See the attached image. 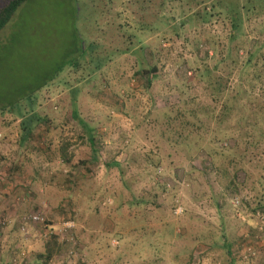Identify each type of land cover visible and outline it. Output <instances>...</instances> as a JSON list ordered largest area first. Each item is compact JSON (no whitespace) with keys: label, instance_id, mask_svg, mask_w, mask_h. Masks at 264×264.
Listing matches in <instances>:
<instances>
[{"label":"rangeland","instance_id":"1","mask_svg":"<svg viewBox=\"0 0 264 264\" xmlns=\"http://www.w3.org/2000/svg\"><path fill=\"white\" fill-rule=\"evenodd\" d=\"M48 75L0 109V264H264V0H26L0 107Z\"/></svg>","mask_w":264,"mask_h":264},{"label":"trees","instance_id":"2","mask_svg":"<svg viewBox=\"0 0 264 264\" xmlns=\"http://www.w3.org/2000/svg\"><path fill=\"white\" fill-rule=\"evenodd\" d=\"M26 0H0V30L3 29V27H5V25L8 23V21L11 19L12 15L14 14L15 10ZM251 0H248V2ZM244 5L240 4L239 2H237L236 4V9L235 10H231L230 13L226 12V14L228 15V17L230 18V23H231V37H234L236 35V33L239 30V27L241 25V19H242V13H241V9H243ZM220 13V12H219ZM210 13L208 14V16L210 17ZM206 15L203 14L201 17L204 18ZM77 50L75 51V53H77V57L81 58L84 57L87 54V48H83L81 45L78 44L77 46ZM71 56V55H70ZM78 58L73 57V59L71 60H65L64 63H62L61 65H58V67L54 70V71H61L64 67L65 64L67 63H77L78 62ZM248 62V60H245L243 64H246ZM151 72H155V67L153 66L150 70L149 73ZM205 75H208V71L204 72ZM53 74V73H52ZM202 75V74H201ZM204 76V75H203ZM55 76L53 75H48L42 82H40L39 84L35 85L32 89H29L26 92H23L22 94H20L17 98L8 101L7 105H4L3 107H0V109L2 110H9L11 113H15L16 115H22L23 112V108L21 107L20 102L22 100H28V101H32V96L30 93L35 92L38 88H40L41 86H43L46 81L51 80L52 78H54ZM16 106V109H14V107ZM30 106V105H29ZM8 107V108H7ZM72 113L73 115L79 118V115L77 113L76 110V106H75V102H72ZM36 115L33 114V116H26V118L22 119L21 121V139H23L25 136L29 135L32 131V125L33 123L37 120L35 119ZM39 119V118H38ZM89 132V143L91 145V150L92 153L95 154L96 153V147H95V140L93 138V132L91 129L88 130ZM236 147V146H234ZM64 155V154H63ZM94 158V157H93ZM260 210H264V205L259 207ZM229 252V251H227Z\"/></svg>","mask_w":264,"mask_h":264},{"label":"built area","instance_id":"3","mask_svg":"<svg viewBox=\"0 0 264 264\" xmlns=\"http://www.w3.org/2000/svg\"><path fill=\"white\" fill-rule=\"evenodd\" d=\"M8 222H9L8 218H6V217L0 218V231L3 229V227ZM26 222L41 223L44 225V227H46V225H47V223H45V218H43V216L39 213L28 214L27 216H23L19 220V224L21 225L20 226L21 230H24V224ZM71 227H74V223H73V221H68L64 224V228H62V229L65 230V228H71ZM69 239H71V237ZM246 251H247V253L245 255H255L254 247H252V245H247ZM70 253H71V250H70Z\"/></svg>","mask_w":264,"mask_h":264},{"label":"crops","instance_id":"4","mask_svg":"<svg viewBox=\"0 0 264 264\" xmlns=\"http://www.w3.org/2000/svg\"><path fill=\"white\" fill-rule=\"evenodd\" d=\"M62 155H63V154H59V157H61L62 160H63L64 156H62ZM64 155H65V154H64ZM54 156H55V154H54ZM70 156H71V155H69V156L66 155V159L69 160ZM52 158H54V157H52ZM52 158L50 157V155H45V154H44L43 158H39V161H38V162H39V164H42V163H43V164H48V163H50V160H51ZM86 158H87V157H86ZM90 160H93V159H91V157H90ZM21 163H22V162H21ZM37 170H38V169H37ZM37 170H36V171H37ZM35 174H36V172H35ZM19 187H20V190H22L23 187H21V186H19ZM17 188H18V186H17ZM4 191H9V190L7 189V190H4Z\"/></svg>","mask_w":264,"mask_h":264}]
</instances>
